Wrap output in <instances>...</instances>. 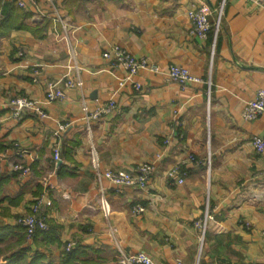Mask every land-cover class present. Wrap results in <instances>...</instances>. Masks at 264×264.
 <instances>
[{"label": "crops", "instance_id": "0c3cea01", "mask_svg": "<svg viewBox=\"0 0 264 264\" xmlns=\"http://www.w3.org/2000/svg\"><path fill=\"white\" fill-rule=\"evenodd\" d=\"M195 1L223 7L218 33L206 40L190 34ZM38 2L34 9L0 0V237L14 252L29 247L55 260L60 245L71 244L101 250L107 264L120 251H145L165 264H264V152L252 142L264 138V117L242 116L264 88V8L251 0ZM65 36L75 41L76 60ZM114 44L187 67L201 82L182 86L144 72L137 77L142 89L118 91L123 70L102 56ZM67 73L83 80V89L64 85L65 99L43 105L49 117H13L12 97L43 101L46 83ZM111 98L116 111L87 128L83 99L95 109ZM58 143L63 163L54 171ZM94 151L102 169L133 172L154 163L148 188L117 192L100 182ZM17 162L30 172L14 170ZM41 196L50 234L28 246L19 242L16 220ZM207 203L214 219L202 241L196 222ZM137 205L145 211L134 212Z\"/></svg>", "mask_w": 264, "mask_h": 264}, {"label": "built area", "instance_id": "2783aa9c", "mask_svg": "<svg viewBox=\"0 0 264 264\" xmlns=\"http://www.w3.org/2000/svg\"><path fill=\"white\" fill-rule=\"evenodd\" d=\"M39 0H15L18 6L27 8L31 7L37 9L39 7ZM52 2V0H49ZM255 4L264 8V0H251ZM223 8V7H222ZM214 9L205 1L192 2L188 9V17L190 19L191 28L190 34L206 40L211 32L218 33L222 21L223 9ZM215 16V19L212 17ZM56 19L62 20L60 15L56 12ZM71 60L77 58V48L75 41L70 37H63ZM102 56L107 60L111 67H119L123 70V75L117 77V90H122L127 87H132L135 90L142 89L141 82L137 77L141 73L160 74L165 76L168 80L175 81L182 86H188L192 83H199L201 79L194 75L187 67L170 64L163 66L148 57H136L133 53L126 48L114 44L107 47ZM64 85L68 87H78L83 89L84 82L81 79H72L70 73L65 74L62 78L50 80L46 83L45 99L37 101L30 99L26 96L18 95L12 97L8 101V107L14 118L20 119L26 113H37L41 118L49 117V114L43 108L44 103H50L57 100L66 98ZM115 99L111 98L108 102L100 105L95 109H91L87 101L83 99L82 110L83 118L87 120V128L91 129L92 122L100 120L109 114H112L117 109ZM242 116L247 121H254L264 117V88L257 91L255 97L248 101L242 111ZM66 124H60L59 130L56 133L64 130ZM253 145L258 152H264V138L261 136L253 137ZM61 145L58 143L54 147L53 165L54 171L63 163ZM92 164L97 172V177L100 182L106 180L111 187L115 188L117 192L122 191L124 187H136L140 189H147L149 186L150 178L154 172L155 165L152 162H144L140 164L133 172L116 171L110 169H102L101 164L95 151L92 153ZM13 169L22 171L23 173L30 172V168L22 163H14ZM177 171L173 170L169 173L170 176H176ZM179 182H183L179 179ZM107 188V187H106ZM105 191V188H103ZM44 196L38 197L30 211V213L21 216L18 222L23 225L28 236L34 235L37 231H45L49 228L46 218L41 213L42 205L44 204ZM102 211L106 216L111 213L110 203L106 198L101 199ZM145 208L137 205L134 212L142 213ZM214 216L211 214L209 203L206 206V212L203 221H197L196 226L200 229L201 240H204L208 222L213 220ZM114 264H165L159 263L154 260L145 251H120L118 258Z\"/></svg>", "mask_w": 264, "mask_h": 264}, {"label": "trees", "instance_id": "16d2710c", "mask_svg": "<svg viewBox=\"0 0 264 264\" xmlns=\"http://www.w3.org/2000/svg\"><path fill=\"white\" fill-rule=\"evenodd\" d=\"M61 167L62 165L58 170L61 169ZM20 217L21 215L16 220L18 228H20L21 231V236L19 238L20 243L28 242V246H30L32 243L35 244L40 237L43 239L49 237L50 226L45 231H37L31 237L28 236L23 225L18 222ZM2 243L4 245L0 247V264H107L104 262V256L101 250L91 247H82L80 245L72 247L71 244H61V255L58 260H55V258H50L37 249L34 253H31L29 247H22L14 252L13 243L9 242L8 239L0 237V244ZM1 257H3V259ZM2 260H4V262H2Z\"/></svg>", "mask_w": 264, "mask_h": 264}, {"label": "rangeland", "instance_id": "374dc122", "mask_svg": "<svg viewBox=\"0 0 264 264\" xmlns=\"http://www.w3.org/2000/svg\"><path fill=\"white\" fill-rule=\"evenodd\" d=\"M30 213V212H29ZM23 215H26V214H23ZM23 215H21V216H23Z\"/></svg>", "mask_w": 264, "mask_h": 264}]
</instances>
